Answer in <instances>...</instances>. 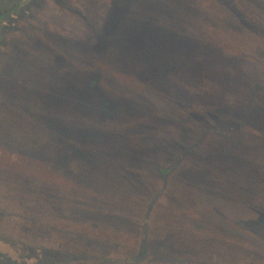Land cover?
Returning <instances> with one entry per match:
<instances>
[{
    "label": "rangeland",
    "instance_id": "rangeland-1",
    "mask_svg": "<svg viewBox=\"0 0 264 264\" xmlns=\"http://www.w3.org/2000/svg\"><path fill=\"white\" fill-rule=\"evenodd\" d=\"M29 2L0 0V18L16 8L22 12ZM130 3L123 27L115 30L112 45L103 52L91 53L90 48L96 47L97 37L104 32L110 0H72L80 13L50 4L39 11V22L21 20L13 32L0 27V239L48 255H71L67 264H264V171L251 188L242 179L235 181L232 160L210 157L212 163H219L204 174L199 173L203 153L178 165L179 161H167L161 154L164 167H178L168 188L160 191L164 182L157 171L143 178L120 172L112 180L106 175L95 179L92 174L82 179L71 174L80 169L78 164L58 169L53 156L57 170L46 162L48 158L41 160L50 155L44 151L52 140L48 125L56 120L65 126L90 125L51 98L70 70L99 67L104 72V89L119 91L118 97L143 94L161 114L176 119L159 91L144 82L142 73L148 70L146 58L152 51L160 59L176 61L179 56V61H187L189 53L181 54L188 49L182 48L181 40L191 33L235 55L257 44L241 28L235 31L233 22H221L234 18L227 0ZM70 38L81 39L73 43ZM124 44L144 50L133 53L122 49ZM222 74L198 79L187 71V76L180 74L178 84L186 90L183 94H198L196 108H212L227 96L226 83H232L225 69ZM227 94V98L233 96ZM159 128L160 136L169 137L156 136L161 147L176 154L173 144L169 145L174 138L167 134L168 127ZM204 142L206 148L213 147L212 153L215 146L221 149L212 136ZM193 166L198 169L191 171ZM0 253L7 256L11 250L0 247Z\"/></svg>",
    "mask_w": 264,
    "mask_h": 264
},
{
    "label": "trees",
    "instance_id": "trees-1",
    "mask_svg": "<svg viewBox=\"0 0 264 264\" xmlns=\"http://www.w3.org/2000/svg\"><path fill=\"white\" fill-rule=\"evenodd\" d=\"M227 1V7H230L234 18L225 17L221 22L224 21L228 25L233 22V27L237 28L235 31L242 29L241 32L249 35L250 40L257 44L250 45L244 53L238 51L239 54L235 55L225 53L226 50L221 46H212L213 43L206 42L204 37L200 41L196 33H191L189 37L181 40L182 48L188 49L181 54L183 56L185 52L189 53L187 61H179V56L176 61L172 57L160 59V54L157 55L153 51L146 58L148 70L142 73L145 80L141 78L159 91L163 100L176 113V119L161 114L153 102L143 94L118 97L119 91L113 93V88L104 89V72L102 73L99 67L93 71L70 70L54 89L53 94L56 92V96L51 98L59 107H70L73 113L85 117L84 120L89 121L90 125L85 122L65 126L57 120L48 125L52 140L44 151H48L50 155L41 160L48 158L50 162H46L55 169H60L61 166L75 168L78 164L76 168L80 169L71 174L82 179H89L88 174H92L95 179L106 175L105 178L112 180L120 172L143 178L147 173L154 176L157 171L164 182L160 191H165L169 178L178 166L164 167L159 158L161 154L162 157L166 156L167 161H179L178 165L190 157L196 159L199 157L197 155L203 153L199 161L204 172L199 173L205 174V171L212 170L216 161L219 163L220 158H225L224 160H232L236 165L233 176L235 181L242 179L243 183L253 188L255 183H252L258 180V173L263 175L264 171V0ZM130 2L131 0H110L112 8L108 21L103 34L97 37L96 47L90 48L91 53L103 52L112 45V39L117 34L115 30L123 27L120 25L130 13ZM25 4L22 12L16 8L10 10L7 16L1 17L0 27L13 32L21 20L39 22L38 15L50 4L61 11L80 13L72 7V0H30ZM237 4L240 5L239 9ZM23 12L25 14L21 17L20 13ZM154 33L171 34L168 30H154ZM56 36L55 34L54 37ZM79 39L81 38L69 40L75 43ZM142 48L133 44L122 46V49L133 53H142ZM177 48L171 50V55H175ZM118 69L116 68L115 72ZM223 69L232 81L226 83L224 90L233 96L227 98L228 94L225 92L227 96L223 97L218 105L198 109L195 107L200 101L198 94L182 93L186 90L179 86L180 76H187V71L192 77L203 79L211 74L224 76ZM120 70L124 71V75L127 72L125 67ZM209 97L213 100V97ZM163 125L169 129L167 134L171 133L174 138L172 140L171 136L172 142L169 145L173 144L172 148L177 151L176 154L161 147L162 142L156 139V136L162 133L159 127L162 128ZM164 135L166 136V133L159 138L168 140L169 137ZM209 136L216 141L214 145L221 147L220 150L215 146L216 151L212 153L213 147L204 146L205 138ZM53 156L57 159V167ZM210 157H219V160H213L212 163ZM193 167L191 171L198 169ZM261 178L264 180V176ZM0 247L11 250L7 256L0 253V264H67L70 262L68 257H71L62 254L48 255L42 250L37 251L33 247L10 240L0 239Z\"/></svg>",
    "mask_w": 264,
    "mask_h": 264
}]
</instances>
